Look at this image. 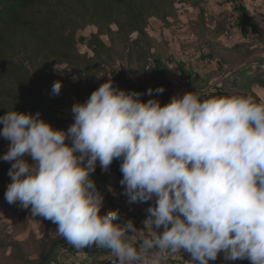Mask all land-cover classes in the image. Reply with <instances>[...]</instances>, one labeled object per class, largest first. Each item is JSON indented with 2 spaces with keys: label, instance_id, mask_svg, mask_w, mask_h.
I'll return each mask as SVG.
<instances>
[{
  "label": "clouds",
  "instance_id": "clouds-1",
  "mask_svg": "<svg viewBox=\"0 0 264 264\" xmlns=\"http://www.w3.org/2000/svg\"><path fill=\"white\" fill-rule=\"evenodd\" d=\"M61 88L55 82L51 94ZM142 95L109 79L72 106L67 131L40 113L0 116V136L10 141L0 159L12 162L5 200L51 221L77 249L109 250L115 264H161L162 254L181 250L190 264H210L221 252L225 261L264 264V102L186 92L162 105ZM116 159L130 202L154 201L145 221L152 231L139 249L132 221L101 215L104 196L91 179L97 163L107 172Z\"/></svg>",
  "mask_w": 264,
  "mask_h": 264
},
{
  "label": "trees",
  "instance_id": "trees-1",
  "mask_svg": "<svg viewBox=\"0 0 264 264\" xmlns=\"http://www.w3.org/2000/svg\"><path fill=\"white\" fill-rule=\"evenodd\" d=\"M175 4V0H0V116L11 110L40 113V118L53 128L67 131L69 121L44 98L43 91L52 90L54 83L60 81L61 96L84 103L101 86L100 78L118 65L134 75L148 74L150 62L161 58L159 44L148 32L149 21L156 19L169 25L177 16ZM201 19L205 20L203 15ZM229 26L219 30L217 25L212 34L223 37ZM87 27L97 31L90 36L88 51L83 54L77 36ZM57 65L66 66L69 77L77 81L71 83L56 75L53 69ZM229 77L235 82L230 84ZM219 86L220 97L236 92L251 95L259 103L255 88L264 90V58L230 70ZM216 94L210 92L201 97H217ZM9 144L0 136V157L9 150ZM27 161L34 163L30 157ZM11 163L0 159V204L9 210L19 204H9L4 195L11 183ZM67 245L71 244L64 238L55 241L47 258L39 264H61L58 259L77 254H81L79 264L116 262L105 248L92 245L72 254L65 251ZM102 257L106 259L101 261ZM240 261L250 264L246 259Z\"/></svg>",
  "mask_w": 264,
  "mask_h": 264
},
{
  "label": "rangeland",
  "instance_id": "rangeland-1",
  "mask_svg": "<svg viewBox=\"0 0 264 264\" xmlns=\"http://www.w3.org/2000/svg\"><path fill=\"white\" fill-rule=\"evenodd\" d=\"M176 18L170 20L169 25L151 19L148 32L159 44L161 58L150 62V71L146 75H134L125 70L123 65L110 69L100 78L99 84L113 81V86L126 91L142 93L145 102L148 89L163 87L162 94L166 97V104L174 96L171 87L178 90L177 94L197 92L200 96L210 92L221 93L220 82L228 76L230 70L238 69L251 61L264 58V0H175ZM201 15L205 18L203 21ZM217 21V23L215 22ZM235 25L239 36L234 42H228L224 36L216 37L213 29L226 30L227 25ZM94 27H87L80 31L77 43L80 53H87V42ZM105 43H109L103 37ZM53 71L56 75L68 78L69 82L77 81L69 77L70 71L66 66H58ZM230 84L235 82L229 77ZM212 89V91H210ZM264 102V90L255 88ZM232 94H237L236 92ZM44 98L59 109L60 116L74 123L72 106L77 100L51 94V89L43 91ZM66 143H71L70 140ZM123 174H121V180ZM91 179L104 196L101 215L110 211H117L119 216L114 223L123 226L132 221L137 228L134 246L139 249L140 242L150 237L152 227L145 225L150 217L149 207L154 201L142 202L141 209L133 208L130 199L124 195L121 184L115 187L109 179L97 170ZM127 215L129 217H127ZM56 225L43 217L33 216L31 208L24 209L18 204L13 209H6L0 204V264H39L47 258L55 241L63 237L55 234ZM140 230V231H139ZM132 235L131 232L128 233ZM54 247V246H53ZM58 251V247H54ZM72 247L67 245L65 249ZM74 251V248H73ZM156 249L149 250L147 259H152ZM177 253L162 254L161 264H180L174 259ZM113 258L115 256L112 254ZM81 254L58 259L61 264H79ZM56 259V261H57ZM106 257H102L104 261ZM116 259V258H115ZM175 261V262H174ZM212 264H241L236 261H225L221 252Z\"/></svg>",
  "mask_w": 264,
  "mask_h": 264
},
{
  "label": "built area",
  "instance_id": "built-area-1",
  "mask_svg": "<svg viewBox=\"0 0 264 264\" xmlns=\"http://www.w3.org/2000/svg\"><path fill=\"white\" fill-rule=\"evenodd\" d=\"M238 36H239V31H238L237 27L235 25H230L228 27L225 35H224V38L228 42H234L238 38ZM210 91H212V89ZM170 93H171V95H176L178 93V90L175 87H171ZM153 98L158 99L162 105H165L167 102L166 97L163 95L148 96L146 98L145 102H147L149 99H153ZM120 164H121V160L116 159L110 165L109 170L107 172H103L100 168L99 163H97L96 170L99 173H101L102 175L106 176L113 186L118 187L120 185L121 174H122L120 171ZM129 204L135 209H141L142 208V201L130 202ZM127 217H129V216L127 215ZM69 246H71L72 248L69 250L65 249V251L66 252L70 251L72 254H76L77 248H75L72 245H69ZM73 248H74V251H73Z\"/></svg>",
  "mask_w": 264,
  "mask_h": 264
},
{
  "label": "crops",
  "instance_id": "crops-1",
  "mask_svg": "<svg viewBox=\"0 0 264 264\" xmlns=\"http://www.w3.org/2000/svg\"><path fill=\"white\" fill-rule=\"evenodd\" d=\"M174 259L179 261L180 264H190L189 260L191 259V255L189 253H186V252L184 253L183 250H181L180 252L177 253L176 257L174 256ZM238 261L241 263L240 260H238ZM210 264H212V263H210Z\"/></svg>",
  "mask_w": 264,
  "mask_h": 264
}]
</instances>
